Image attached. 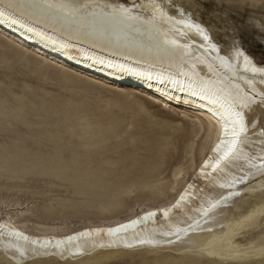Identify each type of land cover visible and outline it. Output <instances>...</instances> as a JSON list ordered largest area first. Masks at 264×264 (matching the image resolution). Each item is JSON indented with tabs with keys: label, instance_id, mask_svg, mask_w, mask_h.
Wrapping results in <instances>:
<instances>
[{
	"label": "bare ground",
	"instance_id": "6f19581e",
	"mask_svg": "<svg viewBox=\"0 0 264 264\" xmlns=\"http://www.w3.org/2000/svg\"><path fill=\"white\" fill-rule=\"evenodd\" d=\"M173 1L0 0V12L4 13L0 15V35L17 46H25L38 59L56 60L59 68L79 70L102 80L95 82L100 85L106 81L143 90L152 101L145 102L161 105V109L198 113L196 118L187 115L193 128L184 147V157H190L191 162L188 170L193 174L188 177V170H175L169 183L174 181L177 187L169 199L111 221L62 231L53 228L37 232L30 229L27 219L18 220L0 212L2 264L75 262L104 252H157L168 249L172 243L177 245L170 248L184 250L188 249V240L195 241L201 250L207 247L204 250L210 255L225 253L237 260H247L246 254L253 255L264 247L263 237L257 246L243 253L239 244L248 239L234 232L224 235L219 226L222 222H214L229 204L236 202L238 195L257 196L258 190L247 188L264 179V103L259 96L264 92V73L254 71V67L264 65L243 49L231 54L222 51L200 24L210 36V40H203L194 26L189 27L199 23L184 14L172 13ZM121 6L129 11H121ZM212 44L220 51L213 49ZM237 52L242 55L237 56ZM244 56L249 58L248 64ZM121 91L127 92L124 88ZM245 102L248 107L241 108ZM230 110L233 116L236 111H243L247 129L238 137L235 151L213 168L233 140ZM257 120L260 125L253 130ZM203 132L208 146L195 160L196 139ZM217 144H221L219 152L214 150ZM56 165L48 166L56 176L66 180L81 177ZM149 175L158 185L164 184L166 178L161 177V169ZM85 178L96 190L108 188L101 179H90L88 174ZM215 189L222 192L219 198L212 197ZM181 195L184 200L180 208L172 209L168 217L158 211L170 207ZM248 209L236 213L240 215ZM153 210H157V215L145 220L144 214ZM136 219L138 224L114 235L92 232L72 241L65 239L95 228H116ZM258 234H264V227ZM57 240L64 243L57 246ZM253 260L264 257L255 256Z\"/></svg>",
	"mask_w": 264,
	"mask_h": 264
},
{
	"label": "rangeland",
	"instance_id": "374dc122",
	"mask_svg": "<svg viewBox=\"0 0 264 264\" xmlns=\"http://www.w3.org/2000/svg\"><path fill=\"white\" fill-rule=\"evenodd\" d=\"M172 4V13L183 12L203 25L222 51L243 49L264 65V0H174ZM27 49L0 35V212L27 219L37 232L62 231L111 221L169 199L177 187L174 181L169 183L175 170H188L191 165L190 157H184L193 128L187 115L196 118L198 113L161 109L145 102L150 100L143 90L106 81L100 85L95 82L102 80L61 62L68 68H59L56 60L38 59ZM258 120L253 130L260 125ZM204 134L196 139L195 160L208 146ZM53 164L81 177L56 176L48 169ZM158 169L166 178L163 185L149 179V173ZM86 174L108 188L96 190ZM192 174L189 171L188 177ZM247 189L258 190V195H238L214 219L222 222L224 235L234 232L248 239L239 244L243 253L264 237L258 234L264 227V179ZM221 195L215 189L212 197ZM246 207L250 209L236 213ZM176 245L157 252H104L75 262L28 264L264 263L253 260L264 257V247L246 254L247 260H237L225 253L210 255L207 247L201 250L192 240L186 242L188 249L170 248Z\"/></svg>",
	"mask_w": 264,
	"mask_h": 264
},
{
	"label": "snow or ice",
	"instance_id": "6c2138e0",
	"mask_svg": "<svg viewBox=\"0 0 264 264\" xmlns=\"http://www.w3.org/2000/svg\"><path fill=\"white\" fill-rule=\"evenodd\" d=\"M51 7V5H49ZM61 7H68L67 5H61ZM121 11L123 12H128L129 10L124 8L123 6H121ZM184 13L181 12V15H183ZM0 15H4L3 12H0ZM195 27L197 32L199 34L202 35L203 37V40L205 41H208L210 40V36L206 33L205 29L200 25V24H195V25H189V27ZM212 48L215 49L217 52H219L220 50L216 47L215 44H212ZM239 55H242V52H237V56ZM223 59V57H222ZM244 61H245V64H248L249 63V58L247 56H244ZM254 71H258L260 73H264V68H255L254 67ZM259 96L261 98L260 102L261 103H264V92H260L259 93ZM248 107V104L247 102L245 103H242L241 104V108H246ZM229 120H231L232 122V134H233V140L231 141V146L227 148L226 151H224L223 153V156L220 157V159H217L216 160V164L215 165H212V167H216L217 165L220 164L221 160L228 157V155L232 152L235 151L236 149V145L238 144V137L240 136L241 133H244L246 132V129H247V121L245 119V115L243 113V111H236L234 116L232 115L231 113V110L229 112ZM227 123V121H226ZM228 129L225 128V132H227ZM221 143H223V141H221ZM215 151L219 152L221 151V144H217L216 145V148L214 149ZM208 162L205 161V165H207ZM189 188L192 187L191 184L188 185ZM184 200V196L181 195L179 197L178 200L175 201V203H172L170 205V207H162V208H159L158 211L160 213H162V215L164 217H168L169 215V212L172 211V209H179L180 206H181V201ZM157 215V210H153V211H148L144 214V219L147 220L149 218H152V217H155ZM140 221L139 219H136V220H132L130 221V223L128 224H124V225H120L116 228H95V229H92L91 231H86V232H81V233H77L75 236H68L66 237L65 239L67 241H72L74 239H77L78 237H81V236H88V235H91L92 232H96L97 234H100L102 232H106L108 235H114L115 233L119 232L120 230L122 229H126L128 227H132V226H135L136 224H138ZM16 235H22L21 233H15ZM25 239H27V237H25ZM46 243H49L48 241H46ZM64 243V240H57L56 241V244L57 246H59L60 244Z\"/></svg>",
	"mask_w": 264,
	"mask_h": 264
}]
</instances>
